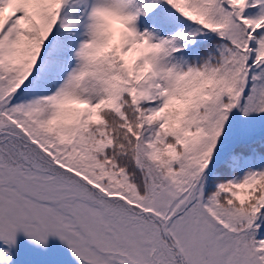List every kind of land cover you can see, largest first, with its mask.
Returning a JSON list of instances; mask_svg holds the SVG:
<instances>
[{
    "label": "snow or ice",
    "instance_id": "6c2138e0",
    "mask_svg": "<svg viewBox=\"0 0 264 264\" xmlns=\"http://www.w3.org/2000/svg\"><path fill=\"white\" fill-rule=\"evenodd\" d=\"M264 264V0H0V264Z\"/></svg>",
    "mask_w": 264,
    "mask_h": 264
},
{
    "label": "rangeland",
    "instance_id": "374dc122",
    "mask_svg": "<svg viewBox=\"0 0 264 264\" xmlns=\"http://www.w3.org/2000/svg\"><path fill=\"white\" fill-rule=\"evenodd\" d=\"M10 264H76L66 246L49 238L47 246H40L18 235Z\"/></svg>",
    "mask_w": 264,
    "mask_h": 264
}]
</instances>
